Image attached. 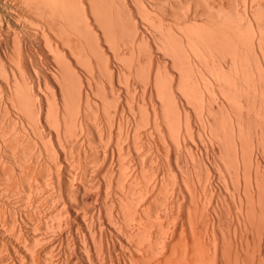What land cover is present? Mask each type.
<instances>
[{"label": "bare ground", "instance_id": "1", "mask_svg": "<svg viewBox=\"0 0 264 264\" xmlns=\"http://www.w3.org/2000/svg\"><path fill=\"white\" fill-rule=\"evenodd\" d=\"M76 1L79 2V0H72V1L71 0H0V2H1L0 3V6H1V8H0V23L3 24L2 21L4 20L6 28H10L13 30L16 28V26H14L15 28H13V26H12L13 23L11 24V22H15L17 20H22V19H24V21H25L27 15H30L31 13L36 15L35 17H37V15L39 17L41 15L44 17L48 16L49 19H51V20H49V19L47 20L46 18L41 19L44 17L40 18V20H42V21L47 20V21H45V22H47L45 24H48L49 26H48V31L46 30V32L48 33L49 29L51 28L54 31V32H52V34L53 33L56 34L55 37L59 36V39L62 38L61 41L64 42V44L62 43V45L66 44L68 46V49L70 52L69 55L71 54L70 56L72 57L71 58L70 56H68V53L67 54L65 53L66 50H68V49H66L65 52H63L64 50L62 52H60L61 50L58 51V49H60L58 46L59 42L55 41L57 38L55 39V37H52L51 35H49V33H50L49 32L48 35L51 36L53 39H55L54 41L57 44V46L55 44V47L56 48L58 47V49L56 50V48L53 47L54 43H50L47 41V40H49V37H48V35L46 36L45 32H43V31H45V29L44 30L41 29V30H43V31H41V32H43V33H41V35L42 34L45 35V36H43L44 38L43 37L42 38L45 39L46 37H48V38H46L47 40H44V42L47 41L48 43L47 44L44 43V44L47 45L48 49L50 48L48 46V44L49 45L52 44V49L53 48L55 49V52H54V50L52 52V50L50 49L49 53L51 51L50 55L53 54L52 59L55 61V62L54 61L53 62L56 63V65L59 68L56 67V65H55V67L53 66L52 68H57L56 70L60 69L59 74H56L57 73L56 71L51 70V71L55 72V74H54L55 79L53 77L52 78L54 80H56V82H58V84L60 83L59 86H61V85L63 86L64 91H65V89L67 91L69 89V91H70V89L72 88L71 90H76V93L74 92V94L75 95L77 94L76 96L80 97L82 92L79 90V88H81L79 85H81V84L83 85V83H82L83 80H87L85 82H87V86L91 85L90 90L94 89L93 88L94 85L92 86L90 81L93 78H95V82H94V80L92 82H94V84H96V76H94V74H92V73H94V72L96 73V70L97 71L99 70L97 67H100L102 65V67H100V69L101 68L103 70L106 69L107 75L105 74V72L104 73L102 72L103 71L102 69L99 70V72L100 71L101 72L100 73L97 72L96 75L99 74V77H100V74H101L103 78H104V76H107V77H105V80L107 78V82L105 80L104 81L99 80L102 78H98L102 87L98 88L100 83L97 80V84H98L97 86L98 87L95 88L96 90L94 89L95 93H94V91L92 92V90H91L90 94L92 93L93 95H96L98 93V95L104 96V95H102L104 93V90L102 89L103 92H101V88H104L106 90V87L108 86V84L110 86L113 84V81H111L112 76H113V71L111 74V71H110L111 66L109 65V62H108V60H110L109 55L106 54L107 52L104 53L106 48L104 49V51H102V49H103V47H105V45L102 44L103 47H101L100 46L101 43H99V44L95 43V40L97 39L96 35H95L94 44H93V40L90 41V38L94 39V37H93L94 34L91 35L93 32L92 29H94V28L90 22V20H92V22H93V19L92 18L89 19V18H90V16L93 15V18H95L94 21L95 22L98 21L97 25L99 24L98 26H100L102 29L101 34H104V36H105V37L104 36L102 37V35H101V39L106 38V39H104L105 41H103V43L108 42V41L110 43L111 40L108 37H109V35H111L110 37H112L113 31H114L112 27H114L116 25L115 22L116 23L118 22V24L116 25L118 27V29H116V26L114 27V29L119 30V31L122 30L120 20H122V23L126 22L123 19H125V17H130L129 16L130 12H128L130 10L127 9L128 11H126L124 9L126 4L124 6V4L121 2L122 0L121 1L117 0V2H120V4L121 3L123 4V5H121V7L123 6L124 8H120V9H121V11L124 10V11H122L124 14L121 11L120 12L117 11V10H120L119 9V3L115 2V0H114V2H112L113 0H111V1L109 0V2H108V0H102V1L100 0V1H98V3L96 0H87L88 2L85 1V3L86 4L89 3V7L84 3V0L81 1L84 4H82L81 2H79V4H78V2H76ZM124 1L125 0H123V2ZM134 1H136V0H134ZM138 1L139 0H137L136 1L137 4L136 3L135 4L137 6H138V4H140V6H138V8L136 6L135 11H137V9H138L139 11H137V12H139L140 14L139 13H137V14H139L140 17L142 18L141 15L143 12L142 11L143 6L145 5V3L149 2V1L152 2V0H147V2H144V5H143L142 0H140L139 2ZM156 1H157V3H159L161 0H156ZM250 1L253 2V0H250ZM72 2L73 3L75 2L76 5L73 4ZM111 2L113 4L114 3L115 4L113 5ZM153 3H156V2H153ZM101 4H102V6H101ZM109 4H110V7H113V8L118 6L117 7L118 9H116V11L118 13L114 12V11L112 12V9L107 7V5L109 6ZM135 4H134V6H135ZM77 5L80 8H78V7L76 8ZM83 5H86L88 8H90L88 10V8L85 6V8H87L88 12H91V13H88ZM98 9H101V11ZM105 9H107L109 11H107ZM144 9H147V8L145 7ZM98 11H100L101 14H99L100 12H98ZM102 11H104V12H102ZM105 11L107 12L106 13L107 15L104 14V16H103L102 13H105ZM125 11L128 14H126ZM146 11H144L143 17H145L144 15H145ZM256 11H258V13H259V9L255 10V13H257ZM109 13H111V14H109ZM112 13H114L116 16L118 14L116 21L114 20L116 18V16L115 15H114L115 17L113 16L114 22L110 18V16H112ZM34 15H33V18H35ZM120 15L121 16L123 15V17H121ZM125 15H128V16H125ZM239 16H240V14H239ZM54 17H56V18H54ZM240 17L238 18L239 19L238 23L241 26L242 22H240V21L242 20V17L244 18V16L241 15ZM52 18H53V20L56 19L57 22H58L59 18H60V20H61V18H63V21H61L63 23L58 22L60 24H57V22L53 21ZM121 18H123V19H121ZM131 18H129L130 21H128L127 23L131 22V20H134V22L132 21V24H128V25L130 26V25H133V23H134V26H136L137 25V24H135L136 20L131 19ZM29 19L27 18L26 23L23 21L22 22H23V24H26L28 26L27 23L29 20V27H30V22L32 19L31 18H29ZM126 19L129 20L128 18H126ZM110 20H112V21H110ZM48 21H49V23H48ZM107 21H108V23L110 21V23H112V24L109 23L110 24L109 25L107 23ZM19 22H21V21H18V23ZM22 22L19 23L20 26H21ZM33 22H36V21L33 20ZM33 22H31V25L34 24ZM38 22H36V28H37V26H39L38 28L40 29V24ZM53 22H56V23L53 24ZM192 22H194V21H192ZM248 22H250V21L249 20L247 21V24H248V27L246 26L247 32H249L250 34L252 33L253 35H251V36L249 35L250 36L249 37V36H247V33H246V36H244L246 39H243V43H245L246 46L244 45L243 47H245L244 49L246 52L243 50V53H242L238 49H237V51L234 50V52H232L233 50L231 51V49H230V52H232V53L229 52L230 55L232 54V57L234 56L235 51L237 52V53H235V56H234L235 61L233 64H235V66L232 64V67L233 68L236 67V68H234L235 70H233L232 67L230 68L231 71L233 70L232 73L235 76H231L233 78L229 77L230 80L228 78H226V79H228L226 81H231V80L233 81L234 77H236V78L234 79L233 83L228 82L229 88L226 87L227 88L226 89L224 87V88H221L222 90H220L223 94H226L225 97H227V98H225V97H223V98L227 99V101L232 102L231 103L232 105L230 104V102H228L229 105H228V103H225L226 105H228V107L232 111V113L228 114V116L230 115L229 120H228L229 124H227L226 118L222 119V117L225 115V114L222 115V113L228 112L225 109L226 108L225 105L221 104V106H219L221 108L224 107V109L219 108V111H211L212 105L211 106L208 105V104H212V102H210L211 96H208L209 102L207 101V103L199 102V100L196 101L197 98L198 99L201 98L200 101L201 100L204 101L206 98H204L203 96H201V97L195 96L196 98L194 96H190V97H193V98H190L192 101L195 98L194 101L196 102V104H198V103H201V104L203 103L202 105L207 104L208 106H206V108L210 107L209 109H207V111L210 110L211 112L219 113L220 109H221V111L225 110L223 112H220L222 115L221 118L219 117V116H221V115H219L220 113L217 115V117L220 118V121L221 120L224 121V123H222L223 122L222 121L220 124H222L223 126L225 124L228 125L229 129L228 128L224 129L221 125L220 127L223 128V131H224L223 133H222V131H218L219 129H217V128H215L217 131L214 128H213L214 130L213 129L211 130V128H210V129H208V131L209 132L212 131L210 134L212 135L213 140L215 137V139H217V141L220 142V143L218 142L219 143V145H218L219 152L216 155L217 156L216 158L219 157L218 161L220 160L219 161L220 164L218 162L216 163L217 159L215 158L216 164L215 163L214 164L216 166V169L214 167L213 168L215 169V173H216V171L218 169L217 166L220 165L219 166V168H220L222 165L221 169L223 168V173L220 170V172L217 171L218 172L217 174L221 173V175L223 176L222 179L224 182L222 180H220L221 178L219 179L220 174H219V176H216V177H218V179L220 181H222V184L224 183V185H222L224 188L226 187L227 189H230V188L232 189V190L230 189L231 193L233 194L232 198H235V201L233 199V201L235 203V213H234L235 214V216H234L235 217V225H234V227L236 228V229L234 228L235 229L234 231L238 232V240H237V242H235V244H232L231 241L227 242L228 241L227 238H229V236H228L229 234H227L228 232H226V233H224V231L221 232L223 234V236H222L223 238H218V237L214 236L211 231H210V233H212V234H209V231H208V232H206L207 234L204 233L203 236L200 233L201 230H200V227L197 226V221H196L197 216H195L196 207L194 204L192 205L189 203L190 205H192V207L189 204H187L189 202V201L187 202V200H188L187 195H189L188 191L191 194V197H194V194H192L190 191L191 185H189V184H191L189 181L192 180L191 176L193 174H191V170H189L190 167L188 168L187 165H185L187 163H185V164L181 163L180 164L179 162H177V163H175V165H171V163H169V161H164V159L167 156V154L165 152L166 156H164L165 158L163 159V161L165 163L166 162H168V163H167V165L163 164V167L165 166V168H167V167L168 168L167 169L162 168L163 170L162 169L160 170V168L158 167V170H157V167H156V168H154V170H157L159 172H157V171L154 172L152 170L153 173L151 172L150 176L147 177L148 174H147L146 170H144L145 168L142 167L143 166V160H145L144 157H148V155H150V153H151L152 157L155 156V153H156V155L158 154L155 151V147L153 146L154 143H153V141H151L152 139L150 140V138H153V137H151L153 135V133H149V131H151L152 128L147 129L148 132H146V133H149V136L151 134L150 138H148V139L150 142H152L149 145L147 144L148 146L146 148H148V149H146V152L149 153L147 156L142 157L141 154L143 152H145V150L142 148L143 152L142 153H140L141 151L139 152L141 144H138V142L136 141L137 139H135V138L138 137V134H137L138 129L137 128H140V127H137L136 125H138L139 123L141 124L143 121L147 122L148 120L141 119V122H139V119L138 120L136 119L134 129H132L133 132L131 130H129L132 132V135L130 134L131 137H133L135 135L134 139H132V141L134 140L133 141L134 147H133V145L132 146L130 145L131 142L129 143V146L131 147V149L134 148L135 154L132 153L133 155L132 154L130 155L131 150L129 151L130 147L128 145L126 147L125 146H123V147L126 149H128V147H129L128 157L130 156L131 159H129V160L127 159V160L131 164L127 160L126 161L128 163H121L125 159L124 156H127L126 155L127 150L124 151V149H122L123 148L121 146L122 141L120 142V144L117 141L113 145L115 146V148H117L116 151L117 150L119 152L124 151V153L120 152L124 158L123 161L121 159L122 156L120 155L119 152L113 151V153H115V152L117 154L119 153L118 155L120 157L117 154H115V156H117L118 158L121 159V160L118 159V163L120 162L121 165L120 164L118 165V163L116 161H113L114 156L112 153V148L105 147V144H103L104 148H103V145L101 146V148H103V150H104V152H103L104 155L102 154L104 157L102 156L101 159H103V160H99V162L104 161V164H100L99 162H98L99 164L96 163L98 161V160L96 161V159H95V158H97V155H94L95 156V158H94L95 163L93 162L94 159L91 161L92 158L90 159V161L93 162L94 164H96L95 165L96 167H97V164L100 165L101 167L97 168L99 170H97V171L92 170L91 172H90V169H93L94 165H93V163L91 164V162L89 161V158L87 156H85V157L88 159V162H85L87 160H86V158H83V160H85L83 163H86V164L88 163L87 164L88 169L85 168L83 170L82 168L84 166H82V165H80V167L77 166V165H79L77 163L81 162V161H79L80 158L77 157V159H79V160H77L76 158L74 159L71 156H70L71 158L68 157L70 154L68 155L67 153L66 154L62 153L63 156H61V157H66L65 163H63L64 161L61 162L60 158L58 157L59 155L57 152L58 151L57 148L55 147L53 149L54 146L52 147V145H51V148H49L50 146L48 147V145H49L48 143H47L48 145L46 144V146H45V143L42 144V145H44V149L46 150L47 158L49 159L48 160L49 162L46 163V164H48L47 166H49V167H47V166L45 167L46 164L43 165V162L45 163V161H46L45 157H44V155L46 156V154L43 151L41 152V150H42L41 146L42 145H40V148H38L39 147L38 146L37 147L38 149H37L36 145L24 144L25 147H27V146L29 147L30 150H28V151H26L28 148L26 149L23 144H22V146H20L21 144L17 145V143H15V145H16L15 146L14 144H12V135H11L12 131L10 133L9 132L10 130L5 129V128L9 129V127H5V125H2V127L4 126L5 128H4V130H0V264H264V249H263V246H264L263 245V238H264V206H263L264 203L263 202H264V200H262V199H264L263 198L264 197L263 196V194H264V173H263L264 171H263V169L264 168L263 169L261 168V166L263 167L264 165L262 164V162L260 163V161L262 159L261 157L264 155V142H263L264 141V129L253 127V122H254V124L257 123L256 124L257 126H260L264 123L263 122L264 118L261 117V115H263V117H264V43H263L264 39L261 38V37H264V36H262V35H264V27L257 24V25H254V27L252 26V28H251L250 23H248ZM37 24H39V25H37ZM45 24H43L42 26L44 27ZM50 24H53V25H50ZM186 24L188 26L184 24L185 25V27H184V25H183V27L186 31L185 34L183 33V37H184L185 42L183 44L184 46L181 47V48H183V50L182 49H180V50H182V52L184 51V53L186 54V55H184V58L189 59V61H191V62H186L188 60H184V58H182V54H184V53H181V51L178 52L179 48H180V46L178 44L177 47L175 46V51H177L176 49L178 48V51H177L178 55L176 57L182 58V59L181 58L178 59L179 62H181V64H182V62L191 64L193 59H194V61H196V59H197L198 62L200 61L201 58L205 59L203 57L204 49L207 47L206 49L209 48V51L213 52L214 46L217 47L220 44V43L218 44V41L216 43V41H215L216 37L215 36H214L215 39L213 38V35H215V32L217 31V29H214V31H213L214 33L211 34L212 32L210 29L213 28V25L208 27L209 24L208 25L206 24V26H204V23L202 25V24H200L199 21L196 22L195 24H192V23H189V24L186 23ZM190 24H191V26H190ZM199 24L202 27L200 26V28H199V26H197ZM5 25L3 24L2 26H5ZM124 25L126 27L127 24H124ZM110 26H111V29H110ZM122 26H123V24H122ZM186 26H187V28H186ZM255 26L257 27V30H258L257 32L260 34V38H261V39H259V38L257 39V42H256L257 50L254 46L255 44L253 46L250 45V44H253V42H254L253 41L254 38H252V36L254 37L255 35H257V32L255 30ZM125 27H123V29L126 30L125 36H126V38L127 37L129 38V39H126L128 41V49L130 50L131 46H133V47L135 46L136 47L134 49L135 54H134V50L131 51L133 49V47H131L130 51L128 50L129 54H131V55L127 54V55H125V57L123 56L124 58H121L120 56H118V54L115 51H114L115 52L114 54H116V56L119 57V59L120 58H121V60L124 59V62L126 64L127 68H128V66L132 65V63L134 62L133 60L136 58L135 60H137V62L135 61L133 66H130L128 68L129 71H127L128 69L126 68V71H127V73L130 71L132 72V73L130 72L131 73L130 75H132L131 77H133V75H134V77H135V75L138 76V79L141 82H139L138 79H135V78H133V79H135V81L131 82L129 80V76H130L129 73L125 74L126 75L125 76L124 73L126 71H125V69L123 70V68L120 69L122 72L125 71L123 74H122V72L121 73L116 72V73L123 75V77L125 76L124 78L120 76V79L121 78H122V80L124 79L123 81L126 82V80L127 81L129 80L128 83L127 82L125 83L126 85L133 84L131 86V88L136 86L135 88H132L135 92L137 90L136 88L140 87V86H137L136 84L142 83L143 85L142 84H140V85L143 86L144 88L142 87L141 90L143 93H145L143 91V89L145 90V87H146L145 83H147V80L148 79L150 80V78L148 76L149 75L152 76V73L150 74L151 69H153V71H151V72H154L153 75L155 74V76H156L155 70H157L156 69L157 67L155 66V68H154L153 67L154 65L152 66V64H151L152 68L149 67L150 66L149 61L153 62L150 60L151 57H149L150 56L149 54L152 55V52H151L152 50L151 51L149 50L150 52L148 51L149 52L148 58H145L147 55L144 56L145 61H143L142 55L140 56L139 54L142 52H143V54L144 53L147 54V51H144V49H146V45H144V44H146L145 37L138 39L139 36L138 37L136 36L137 39L134 41V39H135L134 34L141 35V33L137 34V32H135V31H137V29H136L137 26L135 28L133 26H130V27L127 26L126 28ZM189 27H190V29H189ZM1 28H0V31H1ZM132 28L136 29V30H133ZM202 28H203V30L205 28V30H207V32H205V30L203 31ZM239 28L240 29H237V31L239 30L238 32H241L242 28L241 27H239ZM17 29H19L18 26H17ZM51 29H50V31H52ZM22 30H23V26H22ZM33 30H37V29H33ZM125 30H123V31H125ZM252 30H255V31H253L255 33H253ZM13 31H15V32L12 34L10 33V34L12 35V37L14 36V41H13V38L11 36L8 37L9 40L12 38L11 40L13 41V43L12 42L9 43L10 45L8 47H10V50L4 49L5 54L3 55L2 54L3 49H2V52L0 53V73H1V77L2 76L5 77V78L3 77L5 80L7 79L6 78V77H8L7 73L9 72L8 71L9 69L7 70V68H6L7 66L4 67V64H6L5 62H7V61L10 63L13 62V64L16 65V68L18 66L19 67L21 66L20 68L22 70L18 67V69L20 70L21 73L25 71V70H23L22 67L26 64L25 63L23 65V62L25 61L24 59H26V57H27L25 54V51H27V50H24L23 46H21V44L23 42L25 43V41H23L24 38H22V37H27V36L22 35V32H21V34H19L20 35L19 36L16 33L17 32L16 30H13ZM29 31L27 33H29ZM38 31H36V32H38ZM111 31H112V34H110ZM208 31H209V33H208ZM7 32H9V31H7ZM32 32L30 34H33ZM72 32H75L78 34V36L77 35L76 36L79 39L81 38V41L78 38L77 39L80 41V43L82 45L77 40L76 41L72 40V38L76 39V37H74L75 33L73 34L74 35L73 37H70V36H72V34H71ZM138 32H140V31H138ZM1 33H3V36H4L5 32L2 31ZM6 34H8V33H6ZM35 34H33V35H35ZM65 34H67L66 35L67 37H64ZM16 35H18V37H21V35H22V37H21L22 39L19 38V39H21V40H19L18 37H16ZM107 35H108V37H107ZM143 35L144 34H142L141 37ZM0 36H2V35H0ZM35 36H37V34ZM89 36H90V38H89ZM223 36L225 37V38L223 37L224 38L223 43H225L227 45L226 46V48H227L228 47V40H226V39L228 36L225 34H223ZM2 37H1V39H2ZM31 37H34V36H31ZM51 37H50V39H51ZM247 38L248 39L251 38L248 40V42H250V40H251L250 43L247 42ZM1 39H0V41H1ZM3 39H5V38H3ZM3 39H2V42L6 43L3 41ZM25 39L27 40V38H25ZM35 39H33V40H35ZM141 39L142 40L144 39V40L142 41ZM244 40H246V41H244ZM49 41H53V40L51 39ZM84 41L87 42L86 45L87 44L93 45V46L92 45L90 46V49L92 47L96 48V51H94L95 49L94 50L92 49L94 54H93V52H91V50L89 48L85 49ZM96 42H98V41L96 40ZM214 42L217 45H214L215 44ZM7 43H8V41H7ZM7 43L4 45H7ZM83 43H84V45H83ZM247 43L249 45H247ZM32 44H35V43L32 41ZM89 45H87V47ZM96 45L97 46L99 45L98 51H97ZM141 45L142 46L144 45V46L142 47ZM3 46H1V48ZM26 46H27V44H26ZM29 46L30 45H28V47ZM204 46H206V47L204 48ZM249 46L252 47V48H250V51H249V49L248 50L246 49V48H249ZM185 47L187 49L186 51L184 50ZM5 48H7V47H5ZM27 48L25 47V49H27ZM33 48H34V46H33ZM140 48H143V49H140ZM226 48H225L224 52L229 50L228 48L227 49ZM61 49H63V48H61ZM216 49L214 51L217 52V54H218V51H216ZM22 50H24V53H22ZM84 50H86V51L88 50L87 53L88 52H91V53L87 54L86 51H84ZM140 50L141 51L143 50V51L140 52ZM30 51H32V53H33L34 50H30ZM175 51H173V52L176 53ZM96 52L98 54H96ZM100 52H101V54H103V53L104 54L99 55ZM130 52H132L134 54V56L136 55L134 59H133L134 56ZM219 52H222V50H220ZM247 52H248V54L244 55ZM28 53H27V55H28L29 59H31V56H30L31 52L29 54ZM60 53L64 54L65 57L68 56L72 60H69L68 57L67 58L64 57L65 58L64 59L63 56L62 57L60 56V55H62ZM24 54L26 57H23ZM33 54L36 55V53H33ZM37 54H38V52H37ZM55 54L56 55L59 54V55L56 56ZM90 54H91V56H89ZM95 54L97 57L96 59L97 60L100 59L98 61V62H100V65H99V63L98 64L95 63V61L97 62V60L95 59ZM217 54H216V56H217ZM237 54H240V55L236 56ZM40 55L41 54L39 53L38 57ZM36 56H32L34 58L35 62H36V58H37ZM59 56H60V59L58 61L57 58H59ZM92 56H93V59H95V61L93 60V62H91V61L90 62L93 65H94V63L96 64V67L94 65L95 68H92L93 65H91L89 62V59H91ZM101 56H103V57H101ZM129 56H132V57H129ZM54 57H56L55 58L56 60L54 59ZM238 57H242V61L243 60L244 61L243 62L240 61L241 58H238ZM40 58H41V56L39 57V59ZM87 58H89L88 61H87ZM101 58H102V60H101ZM130 58H132L133 60L132 59L130 60ZM252 58H253V60H252ZM146 59H147V61H146ZM237 59H239L238 60L239 62H236ZM27 60L28 59H26V61ZM31 60H33V59H31ZM31 60H29V61H31ZM182 60H184V61H182ZM39 61L41 63L42 60L40 59ZM72 61L75 64L74 63L72 64ZM103 61L106 63L104 64ZM129 61H132V62H129ZM142 61H143V63L144 62L145 63L148 62V63L142 64L141 63ZM197 61L195 63L196 65L199 64ZM201 61L203 62L204 60L201 59ZM33 62H30V63H31V66L33 67V70H34V69H37L35 67L37 65H35L36 64L35 62H34V65H32ZM76 63L80 64L82 69H83V67L87 68V70H85L86 68H84L86 75L88 73L87 71L90 72V73H88L89 75L86 76L87 78L84 76L85 79H82V82L80 81L81 79L79 78V76L81 74L80 71L81 72H84V71H82V69L81 70L79 69L80 70L79 71L78 70L79 65L76 66ZM185 63H184V65H182V69H184L183 67H186V66L191 67V65L194 64V63H192L191 65H187ZM236 63H237V65H236ZM239 63H241V64H239ZM88 64H90V65H88ZM147 64H149V65L147 66ZM6 65H9V67L11 68V71L13 69L12 73H14L15 66H14V68H12L11 67L12 64L10 65L7 63ZM43 65H44V63H43ZM52 65H53V63H52ZM82 65H83V67H82ZM135 65L137 66V69H138V70L135 69L137 72L140 71V73H141L142 70H145L147 73L142 71V76H143L142 77L141 75H139L140 74L139 72H138L139 73L138 74L133 69ZM143 65H144V67H143ZM145 65L147 66V68ZM196 65L192 66L193 70H196L198 68V67H196V69H194L195 68L194 66H196ZM25 66H29V65H25ZM31 66H30V69H31ZM39 66H41V65H39ZM136 66H135V68H136ZM131 67L133 70H130ZM139 67H140V70H139ZM141 67L146 68L147 70L143 69V68L141 69ZM179 67H181V66H179ZM190 67L187 68L188 70L184 69V70H186V73H187V71L190 72L189 71V69L191 70ZM4 68H6V69H4ZM91 68L93 71L96 68L97 69L94 72H92V71H90ZM116 68L119 70L118 66H116ZM116 68H114V69H116ZM6 70L8 72H5ZM33 70H31V71H33ZM111 70H113V69H111ZM148 70H150V71H148ZM179 70H181V69L179 68ZM197 70H199V68ZM36 71L37 70H34L35 76L40 77V75H37V73L39 74L40 72H36ZM78 71L80 74L78 73ZM134 71L137 74L136 73L134 74ZM196 71H194L192 73L194 74ZM20 72H18V74ZM26 72H27V70L24 73H26ZM148 72H149V75H148ZM166 72H168V70ZM180 72L181 73L183 72L182 74L185 77H187L188 74L191 75V72L188 74H185L184 71H180ZM21 73L19 76L22 79H23V77L25 79L28 78L27 73H26L27 75H25V74L22 75L23 73L22 74ZM199 73H200V71H198V74ZM2 74H4V75H2ZM15 74H17V71H16V73H14V75ZM31 74H32V72H31ZM40 74L42 75V73H40ZM50 74H52V73H50ZM109 74L112 75V76H110L111 79L109 78ZM145 74H147L148 76L147 75L145 76ZM10 75H12V74H10ZM14 75L11 78L9 76L8 79L10 78L12 80V78H14L16 76V75L15 76ZM82 75L83 74H81V76ZM127 75H129V76L127 77ZM183 75H182V77H183ZM190 75H188V77ZM17 76H16V82H18V83H16L14 81L16 86L17 85L21 86L22 85L21 83H23V84L26 83V82H23L24 79L20 83L19 82L20 80L18 81V78H20V77H17ZM46 76H42V77L44 78ZM155 76H153V78H151V79L155 80V78H154ZM66 77L67 78L69 77L70 80L76 84V87H75V85H73V87H72L71 84H73V83L70 80H68L69 78L66 79ZM126 77H127V79H125ZM37 78L38 77H36V79ZM47 78H49V77H47ZM77 78H79L78 79L79 81L77 80ZM118 78L119 77H117L116 81L119 80ZM141 78L144 82L142 80H140ZM223 78H225V77H223ZM61 79H62V81H61ZM161 79L160 78H159V80L156 79L157 81L156 80L155 81L150 80V82H153V84L154 83H155V85L157 84L156 90H158L159 88H162V87H159L162 85L158 86V83ZM166 79L167 78H165V81H166ZM196 79H198V78H196ZM58 80H60V82ZM67 80L70 83L69 85L67 84L68 83ZM108 80H109V83H108ZM122 80H120L121 84L124 83V82H122ZM7 81H5V82L8 86V89L10 90L11 88L9 87V85L11 83H8ZM75 81L78 82V84ZM161 81H164V80L162 79ZM190 81H191V78H190ZM195 81H197V80H194L193 82H195ZM2 82H4V81H2ZM65 82H67V83H65ZM85 82H84V84H85ZM150 82L148 81V84L151 85ZM166 82H168V81H166ZM105 83L107 84V86L103 87V84H104V86L106 85ZM160 83H163V82H160ZM164 83H163V86L165 87ZM195 83L197 84V82H195ZM195 83H191L192 86ZM198 83H199V81H198ZM200 83H201V81H200ZM6 84H4V85L6 86ZM65 84H67V85H65ZM186 84L191 86L190 83H186ZM166 85H168V83H166ZM25 86L26 85H24V91L22 90L23 89L22 86L20 88H18L19 86L16 87V88L20 89V91L19 90L16 91L17 97L13 93L15 91L12 92L14 94L13 96L15 97V99L12 97V94H11L12 89L10 91L11 95H9V96L7 95V96L1 97L2 95L0 94L1 95L0 96V113L3 115L5 114V117L8 118V120H7L8 125L6 123L2 122V120H4L5 118H1V117H0V119H2V120L0 121V124H6L7 126H11V124H12V121H11L12 120V117H11L12 114L11 113L12 112L10 110H11L12 106H17V105L22 106L21 101H23V103L25 105V106L23 105L22 107L20 106L22 108L21 110H23V107H25V109H28L29 111L26 110L28 112L27 114L29 115V113H31L30 114V115H32L31 117H34V115L36 114V111H35L36 107H34L35 105L33 104L34 101L36 100L34 98L35 94H32V93L30 94V95H33V97H32L33 100H31L29 102L28 100H29L30 96L28 97V94L30 92L27 94V96L24 93H27V90H29L30 88L27 86L25 87ZM64 86H65V88H64ZM67 86H70V88ZM151 86H150V88H151ZM111 87L108 86L107 88H111ZM152 87H154L153 90H155V86H152ZM25 88H29V89H25ZM60 88H62V87H60ZM76 88H78V90H79L78 93L81 92L80 95H78ZM128 88H129V86H128ZM165 88L166 89H164V90H166V93H168V90H167L168 87H165ZM14 89L15 88H13V90ZM63 89H61V90H63ZM97 89H98V92H97ZM126 89H127V86H126ZM182 89L183 88L180 89L181 92H182ZM205 89L207 91V89H208L207 86L205 87ZM99 90H100V92H99ZM129 90L127 91L128 96L133 91V90L132 91L130 90L131 91L130 92ZM138 90L141 91L140 89H138ZM164 90L160 89L158 91H160L159 93H161ZM186 90L187 89L185 88V91ZM0 91H2V89H0ZM69 91L63 92V93L64 94L68 93V95L70 96ZM139 91L137 94L139 95V93H141L140 95L143 96L144 94H142V92H139ZM2 92L1 93L3 95L6 94L4 92V90ZM22 92H24V93L22 94ZM151 92H152V90L150 89V94H151ZM153 92H155V91H153ZM157 92H155V93H157ZM51 93H52V91H51ZM134 93L132 92L131 93L132 95L131 94L130 95L134 96L133 95ZM185 93L189 94L188 90ZM229 93H230V96H227V94L229 95ZM243 93L245 95H243ZM86 94L87 95L85 96V98L90 96V94H88V93H86ZM19 95H21L19 97V99L22 98L21 101L18 99L19 101L14 102V101H16V99L18 98ZM65 95L67 96V94H65ZM162 95H160V94L157 95L158 98L161 97L160 98L161 99L160 101H162L161 102V110H162V108H164V107H162V103H163V106H167V105H165L166 104L165 98L166 99L168 98V96L164 97L165 95H168V94H165L163 92ZM184 95H186V94H184ZM76 98L77 97H75V99ZM186 98L188 99V101H190L189 95H188V97L186 96ZM12 99L14 100L13 102L16 103L17 105L13 104V102L11 101ZM9 100H10V103H8ZM49 100H51L50 103H52V101L54 99L53 100L49 99ZM32 101H33V103H32ZM54 101H53V104H54ZM76 101L79 102V99L77 98ZM86 101H89V98H86ZM30 103L35 108V109L32 108L34 110V112L31 109L32 105ZM87 103H89V102H86V104ZM151 103H153V101ZM8 104H10L11 108L9 107ZM53 104H51V105L53 106V109H54L56 106H54ZM153 104L151 106H152V110L154 111L155 108H153V107H156V105L154 104L155 106H153ZM167 104H168V102H167ZM55 105H56V103H55ZM200 105H197L196 109ZM50 107H47V109H50ZM202 107L203 106H201L199 110L197 109V111H201ZM15 108H17V107H15ZM47 109H46V113L48 111ZM164 109L162 110V114L165 112L166 114L164 113L163 116H164V118L165 117L168 118L167 109L166 108H164ZM53 111H56V108ZM53 111H48L47 114L45 113L47 115V116L46 115L45 116L48 120V123H50V125L52 122H54L53 123L54 125L59 123V122H55V121H57V119H56L55 115L53 116V114H55V112H53ZM210 111H208V112H210ZM49 112L51 113V115ZM33 113H35V114H33ZM156 113H157V110H155V114ZM214 113H211L212 117L214 116L213 115ZM185 114H187V113H185ZM48 115H50L49 118L50 117L52 118V121H50V122H49V120L51 118L49 119ZM153 115H152V117H154V118L157 117L156 116L157 114L155 116H153ZM0 116H2V115H0ZM228 116L226 115V117H228ZM259 116L261 118H258ZM53 118H54V120H53ZM167 118H165L164 121H167V123H168ZM186 118H188V117H186ZM34 119L35 118H33V120ZM156 119L157 118H155L154 121L152 119L153 123L155 124V125H153V124L152 125L154 126L153 129H156V131H158L157 127H155V126H157ZM187 120L189 121V119H187ZM187 120H186V122H188ZM10 121H11V124L9 123ZM136 121H138L139 123ZM145 122H143V123L145 124ZM53 124L51 126H53L54 128L56 127L55 128V130H56L57 126L59 127V125L54 126ZM79 124L81 125L82 123H79ZM185 124L186 123L184 121V125ZM189 124H190V122L188 123V125L186 124L189 127L185 126V130H178L180 128L177 127L178 129L176 128L177 130H175V132L171 133V134H173V135H171V139L173 136V139H174L173 141L175 143L174 146L176 145L175 146L176 148H178V147L180 148L181 146H183V147L186 146L187 145L186 144L187 143L186 138L191 139V137H192V139H193V135H191L192 129L191 130L189 129L190 128ZM68 125H69V122H68ZM226 125H225V127H227ZM246 125H250V128L249 129H248V127L246 128ZM11 128H12V126H11ZM135 128L137 130L134 132ZM153 129L151 132H154ZM171 129H173V128H171ZM174 129H173V131H174ZM82 130H83V128H82ZM57 131L59 133L60 129ZM208 131H207V133H209ZM219 132H221V133H219ZM127 133H128V131H127ZM133 133H135V134H133ZM215 133H216V135H215ZM60 134L61 133H59V135H58L59 137L57 136V134H55V135L57 138L61 137V139H63L62 137L64 135L62 134L63 136H61ZM23 137L26 138L27 136H23ZM40 137L45 142L46 137H44L45 139L42 136H40ZM210 137L211 136H209L208 138H210ZM13 138L16 140L17 137L13 136ZM106 138H108V137H106ZM64 139H65V137H64ZM210 139H212V138H210ZM17 140H18V138H17ZM87 140H89V139H87ZM135 141L137 144L135 143ZM59 142H60V140H59ZM88 142H89V145L88 144H86V145L91 147L93 144L92 141L89 140ZM90 142L92 144H90ZM117 144H118V146H117ZM12 145H14L15 147L18 146V148H21V149L24 147L25 149L23 148L22 150L20 149V151H19L17 148V150H18L17 155H19V156H17L15 153L16 148L13 147V149H12ZM30 145H32L31 148H30ZM58 145H59V147H61L60 150L62 152H65V150H67V148L65 149V147H66L65 144H63V143L61 144V142H60V144H58ZM106 145H108V143H106ZM114 146H112V147L114 148ZM67 147H68V145H67ZM84 147L86 148V146H83V150L85 149ZM156 147H157V145H156ZM32 148H34V149L36 148V150H34V149L32 150ZM87 148L84 150L85 152L83 151L84 154L87 153V151H86ZM69 149H70V146H69ZM95 149L97 150V148H95ZM218 149H217V151H218ZM92 150H88V151H92ZM166 151H167V149H166ZM12 152L15 155L12 154ZM18 152H19V154H18ZM40 152L44 153V154H41ZM68 153H70V150L68 151ZM145 154L146 153H144L143 155H145ZM134 155L136 156V158ZM163 155H164V153H163ZM131 156L132 157L134 156V158H132ZM152 157H150V158L148 157L147 159L152 160L151 159ZM42 158H44L43 159L44 161L42 160ZM156 158H158V157H156ZM61 159L63 160V158H61ZM73 159L77 160V161H75V163L77 162L76 163L77 165L73 163L74 162ZM132 159L133 160L136 159V163L134 161L132 163ZM69 160L72 162H70ZM165 160H167V159H165ZM153 161H154V163H156L155 162L156 160L153 159L151 161L152 164H153ZM144 162H147V161H144ZM148 162H150V161H148ZM72 164L79 169L81 168V166H82V168L80 169V171L78 169V172H77L76 171L77 169L74 168V166H71ZM86 164H84V165H86ZM89 164L93 165V166H90L91 167L90 168ZM116 164H117V166H116ZM124 164L125 165L128 164L127 165L128 168L130 165V168H129L130 170L128 168H126L127 166H125ZM201 164L202 163H200L198 166H200ZM260 164H262V165L260 166ZM42 166H43L42 169H45V168L48 169L49 168L46 171L47 172L46 174L43 173L44 171L42 169H40L42 172L41 173L39 172L40 171L39 168H41ZM153 166L155 167V165H153ZM141 167H142L143 172L139 169ZM202 168H204L203 165H202ZM127 169H128V171H127ZM261 169L263 172H261ZM209 170L210 169H207L206 171H205V169L203 170L205 172L204 176H203L204 177V183L205 182L207 183L206 180H208V184L209 183L212 184V182L211 181L209 182V180L213 175L215 176V174L211 175ZM145 172H146L147 176L145 175ZM39 173L42 176H40ZM126 173H128L129 176ZM144 175H145L147 180L149 179L150 183H148V181H146V179L143 181ZM151 175H153V177H151ZM78 176L80 179L79 180L80 183H79V181L77 182V180L75 181V179H77ZM87 176H89V177H87ZM141 176H143L142 179H140ZM125 177H129V178H125ZM86 180L88 182H85ZM151 180H152V182H151ZM74 181L77 182L78 184H74L75 183ZM139 181L143 182V183L145 182L146 184L144 183L143 184L144 186L142 187V185H141L142 183H140ZM138 182L140 183L139 187H138V185H139ZM191 182L193 184V180ZM211 184H209L208 186H210ZM135 185L137 186L138 189L135 188L136 187ZM207 185H206L207 190L209 188V193H212L213 195L217 191L220 192V190L223 188V187L219 186V185H221V182H220V184H217L219 186L218 190H215L216 188L215 189L212 188V186H215V185H211V187H208ZM187 186H189L190 188H188ZM163 187H164V189H163ZM166 187L168 190L166 189ZM220 187H221V189H220ZM160 189H162L163 191L162 190L161 191L164 192L163 194L161 193V196H163V198L166 196V194L169 197L168 198L166 196L167 198H164L166 200L168 199V202L166 200L163 201L164 199H162V197L160 195H159L160 197L157 195L161 192V191H159ZM185 189L187 190V194H185V196H184V193H185L184 190ZM210 189L212 191L215 190L216 192L214 191V193H213V192H211ZM227 189H225V191ZM193 191L194 190L192 189V192ZM157 192H159V193H157ZM219 192H218V194H219L218 198L220 199L221 195L223 194V191L221 190L222 194H220L221 192L220 193ZM218 194H216V195H218ZM157 196L159 198H161V200L159 199V201H161V203L162 202L168 203V204L163 203L164 205L160 203L162 205V207L164 208L163 212H161L162 208L160 209V205L158 208L159 202L157 203L156 201H154L155 200L154 198H156V200L158 199ZM185 197L187 199L186 201H184ZM222 197H223V195H222ZM216 200H217V202L219 201L217 198H216ZM221 202L222 201L220 200V203ZM260 202H262L263 204ZM153 204H157V207H156V205L154 206ZM214 204L215 205H212L214 207V209L213 208H211V209H213V212L216 213V210L218 208L220 209L219 206H221L222 203L220 205L217 203H214ZM193 206H194L195 210H194ZM208 208H210V206ZM203 210H204V206H203ZM45 212L49 213L51 215V217L49 216V214H48V216L45 215V214H47ZM159 212H161V214ZM43 214L46 216V217L44 216L46 218V219L44 218L45 219L44 221L42 220V216H41ZM206 214H208V211L206 212ZM208 216H209V214H208ZM47 217H50V219ZM208 218L212 220V217L210 218V216H209ZM47 219H49V220H47ZM42 221L44 222L43 223L44 225L41 224ZM41 225H43V226H41ZM41 227H43V228H41ZM206 230H207V228H206ZM237 232H234V233H237ZM250 232L252 233L253 236H256L255 234H257V237H253L254 241H255V238H257L256 243L258 244L257 247L255 246V250L251 251L253 254H251V252H249L250 251L249 248H251V246L248 245V243H250V241H248V239L250 238L249 237ZM224 234H227L228 237ZM201 240H202V242H201ZM225 240H227V241H225ZM247 251H248V253H247Z\"/></svg>", "mask_w": 264, "mask_h": 264}, {"label": "rangeland", "instance_id": "2", "mask_svg": "<svg viewBox=\"0 0 264 264\" xmlns=\"http://www.w3.org/2000/svg\"><path fill=\"white\" fill-rule=\"evenodd\" d=\"M72 1V0H71ZM82 0H79V2H81ZM85 1H87V0H84V3H85ZM97 1V3H98V1H100V0H96ZM102 1V0H101ZM111 1V0H110ZM121 1V0H120ZM137 1V0H136ZM136 1H134V0H125L124 2H123V0L121 1L123 4H124V6H125V4H126V6H125V10L126 11H128L127 9H129L130 11H128V12H130L129 13V16L130 17H125V20L128 22V21H130V19L129 18H131V19H135L136 20V23L135 24H137L136 26H134V23H133V25H130V26H133L134 28L136 27V29H137V31H135V32H137V34L138 33H141V35L142 34H144L142 37H141V35H136V34H134V36H135V39H134V41L137 39V37L136 36H139L138 37V39L139 38H143V37H145V39H146V44H144V45H146V49H144V51H147V54H143V50L141 51L140 50V52H142V53H140L139 55L141 56L142 55V57H143V61H145L144 59L145 58H148V53L151 51L152 52V55L151 54H149L150 56L149 57H151L150 58V60L151 61H153V62H150L149 61V63H150V68H152V66L155 68V66L157 67L156 69L158 70H155L156 71V76H155V74L153 75V73L154 72H151V71H153V69H151V71L150 70H148V71H150V74L152 73V76L151 75H149V72H148V75L147 74H145V76L147 75L149 78H150V80H153V81H155L156 79L157 80H159V78L161 79H163L164 81H159V83L160 82H165L164 83V85H165V87H168V93H166V90H164V89H166L164 86H163V83H158V86L159 85H162V86H159V87H162V88H159L158 90H160V89H162V90H164L163 92L165 93V94H168V95H165L164 97H166V96H168V100L165 98V105H167V106H163V103H162V107H164V108H166L167 109V114H168V118L167 117H165V118H167L168 119V123H167V121H164V116H163V114L165 113L164 111V113L162 114V110L164 109V108H162V110H161V102L162 101H160L161 99V97L160 98H158V96L157 95H162L163 94V92H161V93H159L160 91H158V90H156V86H157V84L155 85V83L153 84V82H150V80L148 79L147 80V83H145L146 84V87H145V90L143 89V91L145 92V93H143L142 92V87L143 86H141L140 84H142V83H140V84H136L137 86H140L139 88H136L137 90L138 89H140L141 91H139V92H142V94H144L143 96H141L140 94L141 93H139V95L137 94L138 93V91L136 90V92L132 89V88H135L136 86H134V87H132L131 88V86L133 85V84H129V85H126L125 83L127 82H129V80L131 81V82H134L135 81V79H138V76H136L135 75V77H134V75H133V77H131L132 75H130L131 73L130 72H128L129 73V75H127V77L129 76V80L127 81L126 80V82L125 81H123L122 80V78L120 79V76L121 77H123V75H120V74H118V73H116V72H119V73H121L122 71L120 70V69H122L123 68V70L125 69V71H126V68H127V66H126V64H125V62H124V60H121L120 62L119 61H117V60H115L114 62H115V64H117V65H115V67L113 66L114 65V62L112 61V60H108V62H109V65L111 66L110 68L111 69H113V70H111L110 69V71H111V74H112V71H113V76L111 75V74H109V78L111 79V77L110 76H112V80L111 81H113V84L110 86L109 84H108V86L109 87H111V88H107L108 86H107V84L104 86V84H103V87H106V90L104 89V88H101V92H103L102 91V89L104 90V93L102 94V95H104V96H100V95H98V93L96 94V95H93L92 93L90 94V92H91V90H92V92L94 91V93H95V88H97L98 86V84H97V80H98V78H102V79H99V80H101V81H104L105 80V77H107V76H104L105 74L107 75V73H106V69L105 70H103L102 68V72L104 73L105 72V74L103 75L104 76V78L102 77V75L100 74V77H99V74H97L96 75V73L98 72V73H100L99 72V70H101L100 69V67H102V65L100 66V67H97L99 70L97 71L96 69V73L92 70V68H95L96 67V64L95 63H99V65H100V62H98L99 60H97L96 58V54H98L97 52H96V54H95V59L97 60V62L95 61V59H93V54H94V52H93V50L94 51H96V48H94V47H92L91 49H90V46L92 45V44H87V45H89L88 47H87V45H86V43L87 42H85L84 41V43H85V49H87V48H89L90 50H91V52H93V56L91 57V59H89V58H87V61H88V59H89V62L91 61V62H93V60L95 61V63H94V65H95V67H94V65L93 64H91V62H90V64L91 65H93V67L91 68V70L90 71H92V72H94V73H92V74H94V76H96V84H94V82H95V78H93L91 81H90V83L92 84V86H93V88L95 89H91L90 90V87H91V85L90 86H87V82H85V81H87V80H83V82H82V79H85L84 78V76L86 77V76H88L89 74L88 73H90L89 71H87L88 73H87V75H86V72L84 71V68H86V67H83V65H82V67H83V69L81 68V65L80 64H77L76 63V66H78V70L80 69H82V71H84V72H81L80 70V73L81 74H83L82 76H81V74L79 73V71H78V73L80 74V76L82 77H80L79 76V78L81 79L80 81L83 83V85L81 86V85H79L81 88H79V90L82 92H80L81 93V96L80 97H78V96H76L75 94H74V92L76 93V90H71L70 89V91H69V89H68V91H69V94H70V96L68 95V93H65V94H67V96L63 93V92H68L66 89H65V91H64V89H63V86L61 85V86H59L60 85V83L58 84V82H56V80H54L55 79V77H54V74H55V72H53V71H51V70H54V71H56L57 73L56 74H59V70L60 69H58V70H56L57 68H52L53 66L55 67V65H56V63H54L55 61L52 59V55H50V53H51V51H50V53H49V50L51 49L52 50V52H53V50H54V52H55V49L54 48H56L55 47V41H58L57 43H58V46H59V48L60 49H58V47L56 48V50L58 49V51H60V52H62L63 50V52H65V50L66 49H68V46L66 45H62V43L64 44V42L63 41H61V39L62 38H60L59 39V36H56L55 37V33H53L52 34V32H54L51 28V30L52 31H50V29H49V35H51L52 37H55V39H53L51 36H49L48 35V33L46 32V30L48 31V24H45V23H47V22H45V21H47L48 19H49V17L48 16H38L37 15V17H35L36 15H34L33 13H31L30 15H27V17H26V19H25V21H24V19H22V20H17V21H15V22H11V24H12V26H13V28H15L14 26H16V28L15 29H13V30H16L17 32V34L19 35V34H21V32H22V35H24V36H27V37H22V35H21V37L22 38H27V40L25 39H23V41H25V43L23 42H21L22 44H21V46H23V49L24 50H27V51H25V54H26V56H25V54H24V56L23 57H26V59H28L27 61H26V59H24L25 61L23 62V65L25 64V65H29V66H23L22 68H23V70H27V74H28V78H24L23 76V79H24V81H23V79L19 76L20 75V70L18 69V67L16 68V65H14L13 64V62L12 63H10V62H5L6 64L8 63V64H12L11 65V67L12 68H14V66H15V69H14V73H16V71H17V74H15L17 77H20V78H18V81L21 83V81H23V82H26L25 84H23V83H21L22 85V90L24 91V85H26L27 87H29V88H25V89H29V90H27V93H24V92H22V94L24 93V94H26V96H27V94H28V97L30 96V98H29V102L31 101V100H33L32 99V97H33V95H30L31 93L32 94H35V101H34V103H33V101H32V103L35 105L34 107H36V114L35 113H33V114H35L34 115V117H31L32 115H30L31 113H29V115L27 114L28 112L27 111H29L28 109H25V107H23V110H21L22 108V106L24 105V103H23V101H21V99L22 98H20L19 99V97L21 96V95H19L18 96V98L16 99V101H14L13 99L11 100L12 102L14 101V102H17V101H21L20 103L22 104V106L21 105H17L16 103H14L13 102V104L14 105H17V106H12V108L10 107V104H8L9 105V107L11 108V114H12V124H11V121L9 122L10 124H11V126H12V128H11V126H7L8 124H7V120H8V118H6L5 117V114L3 115V114H1L0 113V115H2V116H0L1 118H5L4 120H2V119H0V121L2 120V122L3 123H6V124H0V130H4V128L5 127H9V129L8 128H5V129H7V130H10L9 132L11 133V131H12V144H14L15 145V143H17V145H20V146H22V144L24 145V144H32V145H36V148L38 147V148H40V145H42V144H44L45 143V146H46V144L48 145V147L49 148H51V145H52V147H53V149L56 147L57 148V152H58V157L60 158V160H61V162H63V163H65V158L66 157H61V156H63V154L62 153H67L68 155V157H72V158H76L77 159V157L78 158H80V160L79 159H77V160H79V161H81L80 163L78 162H76L77 164H79V165H77L76 163H75V161H77V160H74V164H76L78 167H80V165H82V166H84L83 168H82V166H81V168L84 170L85 168L86 169H88V163L86 164V163H83L85 160H83V158H86L85 156H87L88 158H89V161H90V159H91V161L95 158V156L94 155H97V158H95L96 159V163H98L99 162V160H103V159H101V157L104 155L103 154V152H104V150H103V148H104V145L103 144H105V147H108V148H112V153H113V151H116V149L117 148H115V146L113 145V144H115L117 141H118V143L120 144V142L122 143L121 144V146L123 147V146H129V143H130V145L132 146L133 145V147H134V140L132 141V139H134V136L133 137H131V135H132V132H133V130L132 129H134V126H135V120L137 119H139V122H141V119H143V120H148L147 122H145V121H143V122H145V124L143 123H139L138 121H136V122H138L139 124V126L138 125H136L137 127H140V128H135V130H134V132L137 130L138 131V137L137 138H135V139H137L136 141L138 142V144H141V147H140V150H139V152L140 153H142L143 151V149L145 150V152H143L141 155H142V157H144V156H147L149 153H147L146 152V149H148V148H146L149 144H151L152 142H150L149 141V139L148 138H150V136H151V134H150V136H149V133H153V135L151 136V137H153V138H150V140L151 141H153V143H154V147H155V151L158 153L157 155H156V153H155V156H153L152 157V155H151V153H150V155H148V157L150 158V157H152L151 159L153 160H156L155 162L156 163H154V161H153V164L151 163V161L152 160H149V159H147L148 157H144V159L145 160H143V166L142 167H144L143 169L144 170H146V172H147V174H148V176H147V174H146V172H145V175L147 176V177H149L150 176V174H151V172L153 173V171L155 172V171H157L158 170V167L160 168V170L162 169V168H165V166L163 167V164L165 165H167V163L168 162H164V161H169V163H171V165H175V163H177V162H179L180 164L181 163H183V164H185V163H187V164H185V165H187V167L189 168L190 167V169L189 170H191V174H193L191 177V179L193 180V184H192V180L191 181H189L191 184H189V185H191V188L189 187V186H187L188 188H190V191H191V193L192 194H194V197H191V194L189 193V191H188V194L190 195H187V199H186V197L184 198L185 200L184 201H186L187 200V204H194L195 205V207H196V213H195V216H197V219H196V221H197V226L198 227H200V230H201V234H202V236H203V234L205 233V234H207L206 232H208L209 231V234H212L213 233V235L214 236H216V237H218V238H223L222 236H223V234L221 233L222 231H224V233H226V232H228L227 234H229L228 236H229V238H227L228 239V241L227 240H225V241H227V242H230L231 241V243L232 244H235V242H237V240H238V232L237 231H234L236 228L234 227V225H235V203H234V201H235V198H232L233 197V194L231 193V190L230 189H227L226 187L224 188L222 185H224V183L222 184V181H223V176L221 175V173H219L220 174V177H219V179L220 180H222V181H220L219 179H218V177H216V176H219V174H217L218 172L217 171H219L220 172V170H221V172L223 173V168L221 169V167H222V165H221V167L219 168V166L220 165H218L217 167H218V169H217V171H216V173H215V169H216V166H215V164L218 162L219 164H220V160L218 161V158H216L217 156V154H218V152H219V149H218V145H219V141H217V139H215V137H214V140H213V137H212V135L210 134L212 131V129L214 128H217V129H219L218 131H222V133L224 132L223 131V128L225 129V128H228V125H226L227 127H225V125L223 126L222 124H220L223 120H221L220 121V118L222 117V115L223 114H225L223 117H222V119H225L226 118V122H227V124H229L228 123V120H229V116H228V114H230V113H232V111H231V109L228 107V105H229V103L228 102H230V101H227V99H225V98H227V97H225L226 96V94H223L220 90H222L221 88H229V84H228V82L229 83H233L234 82V79L236 78V77H234V79H233V81L231 80V81H226V80H228L229 79V77H231V76H235V75H233V70H235L234 68H236V67H232V64L234 63V61H235V53H237L236 51H237V49L239 50V51H241L242 53H243V50L245 51V47H243L244 45L246 46V44L245 43H243V39H246L244 36H246V33H247V36H251V35H253L252 33L250 34L249 32H247V28H246V26L248 27V24H247V21L249 20L250 22H248V23H250V26H251V28H252V26L254 27V25H257V24H259V25H261L262 27H264V0H253V2H251L250 0L248 1V0H161L159 3H157V1L156 0H152V2L151 1H149V2H147V0L145 1V0H142V2H143V5H144V2H147V3H145V7L148 9H144L145 7L143 6V9H142V18L140 17V13L139 12H137V11H139L138 9H137V11H135L136 10ZM140 1V0H139ZM138 1V2H139ZM76 2H78V1H76ZM79 2H78V4H79ZM88 2V1H87ZM106 2V1H105ZM104 2V3H105ZM108 2H109V0H108ZM112 2H114V0L112 1ZM111 2V3H112ZM115 2H117V0H115ZM153 2H156V3H153ZM1 3V2H0ZM73 3V2H72ZM82 4H84L83 2H81ZM80 3V4H81ZM102 3V2H101ZM117 3H120V2H117ZM133 3V4H132ZM136 3V4H135ZM153 3V4H152ZM73 4H75V2L73 3ZM81 4V5H82ZM86 4V3H85ZM113 4V3H112ZM134 4H135V6H134ZM76 5V4H75ZM88 7H89V3H87L86 4ZM86 5H83L84 6V8H85V6ZM110 5V4H109ZM86 6V7H87ZM138 6H140V4H138ZM138 6H137V8H138ZM78 7V5L76 6V8ZM87 7V8H88ZM134 7V8H133ZM0 8H1V6H0ZM78 8H80V7H78ZM87 8H85L86 10H87ZM141 8V7H140ZM139 8V9H140ZM20 9V8H19ZM90 8H88V10H89ZM257 9H259V13H258V11H256L257 13H255V10H257ZM88 10H87V12H88ZM98 10H100V9H98ZM141 10V9H140ZM147 10V11H146ZM144 11H146L145 12V17H143V14H144ZM98 12H100V11H98ZM97 12V13H98ZM88 13H91V12H88ZM93 13V12H92ZM126 13V12H125ZM137 13H139V14H137ZM147 13V14H146ZM99 14H101V12L99 13ZM103 14V16H104V14L105 15H107L106 13H102ZM110 14V13H109ZM124 14V13H123ZM126 14H128V13H126ZM239 14H240V16L242 15V16H244V18L242 17V20L240 21V22H242L241 23V26H240V24L238 23L239 21ZM33 15H34V17L35 18H33ZM92 15V14H91ZM95 15V14H94ZM90 16V15H89ZM100 16V15H99ZM110 16V15H109ZM125 16H128V15H125ZM39 17V18H38ZM41 17H44V18H41ZM48 17V18H47ZM53 17V16H52ZM95 17V16H94ZM101 17V16H100ZM27 18L29 19V18H33L32 20H31V22H33V20H35L36 22H38L39 20H40V18L41 19H47V20H44V21H42V20H40L38 23L40 24V29L38 28L39 26H37V28H36V22H33L34 24H32L31 25V22H30V27H29V20H28V26L26 25V24H23V22H27L26 20H27ZM54 18H56V17H54ZM93 19V22H92V20H90V22H91V25H93V28L94 29H92V34L91 35H93V37H94V39L93 38H90V36H89V38H90V41L91 40H93V44H94V40H95V35L97 36V41L98 42H96V40H95V43L97 44H99V43H101V47H103L102 46V39H101V33H102V29L101 28H99L100 26H98L97 25V22L98 21H94V19L95 18H93V15L92 16H90V18L89 19ZM126 18H128L129 20H127ZM241 18V17H240ZM37 19V20H36ZM49 20H51V19H49ZM52 20H53V18H52ZM13 21V20H12ZM18 21H23L22 22V24H21V26H20V24L19 23H21V22H19L18 23ZM53 21H56V19H54ZM61 21H63V18H61V20H60V18H59V20H58V22H60V23H63V22H61ZM132 21L134 22V20H131V22H129V23H127V24H132ZM192 21H194L195 23L196 22H200V24H202L203 25V23H204V26H206V24L208 25V27L209 26H212L213 25V28H211L210 30H211V34H213L214 32V29H217V31L215 32V35H213V38H214V36L216 37V43H217V41H218V46L216 47V46H214V50L216 49V51H218V54H217V52H215L214 50H213V52L211 51H209V48L208 49H206L207 47L206 46H204V51H203V57L205 58V59H203V58H201L202 60H204L203 62L201 61V59H200V61L202 62H198L197 61V59H196V61L199 63V64H195L196 63V61H194V59L192 60V63H194V64H188V63H185V62H182V64H181V62H179V60L178 59H180V58H177L176 56L178 55L177 54V51H178V48L176 49L177 51H175V46L177 47V45L179 44V46H180V48H179V51L178 52H180L181 51V53H184V51L182 52V50H183V48H181L182 46H184L183 44H184V42H185V40H184V37H183V33L185 34L186 33V31H185V29H184V27H185V25H187L186 23H192V24H195L194 22H192ZM3 22V24L5 25V23H4V20L2 21ZM17 22V23H16ZM51 22V21H50ZM57 22V21H56ZM56 22H53V24H55ZM57 22V24H60V23H58ZM45 24L44 25V27L42 26L43 24ZM48 23H49V21H48ZM211 23V24H210ZM2 23H0V28H1V31H0V35H2L3 36V33H1L2 31L3 32H5L4 33V36L2 37V36H0V39H1V37H2V39L3 38H5V39H3V41L4 42H6L7 43V41H8V43H7V45H4V44H6V43H3L2 42V39H1V45H0V53L2 52V49H3V52H2V54L4 55L5 53V51H4V49L6 50H10V47H8L10 44L9 43H13V41H14V36L12 37V33H14L15 31H13L12 29H10V28H6V25L5 26H2L3 25ZM39 24H37V25H39ZM53 24H50V25H53ZM185 24V25H184ZM197 25V26H199V28H200V26L201 25ZM239 24V25H238ZM35 25V26H34ZM183 25H184V27H183ZM17 26H18V28L21 30H19V29H17ZM21 28H20V27ZM22 26H23V30H22ZM98 26V27H97ZM129 25H128V27H130ZM188 26V25H187ZM187 26H186V28H187ZM190 26H191V24H190ZM203 26V27H204ZM241 27L242 29H241V32H238L237 31V29H240L239 27ZM5 27V28H4ZM26 27V28H25ZM46 27V28H45ZM202 27V26H201ZM238 27V28H237ZM37 29V30H33V29ZM194 28V27H193ZM237 28V29H236ZM6 29V30H5ZM32 29V30H31ZM41 29H45V31H43V30H41ZM133 29V28H132ZM136 29H133V30H136ZM189 29H190V27H189ZM207 29V28H206ZM254 29V28H253ZM30 30V31H29ZM39 30V31H38ZM131 30V29H130ZM194 30V29H193ZM202 30H203V28H202ZM204 30H205V28H204ZM203 30V31H204ZM255 30H256V32L258 31L257 30V27L255 26ZM255 30H252V32L253 31H255ZM7 31H9V32H7ZM20 31V32H19ZM29 31V33H27ZM33 31V32H32ZM35 31V32H34ZM36 31H38V32H36ZM41 31H43V32H45L46 33V36L48 35V37H49V40H53V41H49V40H47L46 38H48V37H46L45 39H43L44 37L43 36H45V35H41V33H43V32H41ZM138 31H140V32H138ZM188 31V30H187ZM250 31V30H249ZM19 32V33H18ZM33 33V34H37V36H35V35H33V34H30V33ZM205 32H207V30H205ZM6 33H8V34H6ZM11 33V34H10ZM15 33V34H16ZM44 33V34H45ZM75 32H72L71 34H72V36H70V37H73ZM96 33V34H95ZM208 33H209V31H208ZM239 33V34H238ZM253 33H255V32H253ZM26 34V35H25ZM29 36H28V35ZM40 34V35H39ZM221 34V35H220ZM223 34H225V35H227L228 37H227V39L226 40H228V51H226V52H224V50H225V48H226V44L225 43H223V39L225 38L224 36H223ZM14 35V34H13ZM18 35H16V37H18ZM67 34H65L64 35V37H67L66 36ZM78 36V34L77 33H75V36L74 37H76V39H74V38H72V40H77L79 43H80V41H81V38L79 39L77 36ZM9 36H11L12 38H13V41L11 40H9L8 39V37ZM20 36V35H19ZM31 36H34V37H31ZM69 36V35H68ZM220 36V37H219ZM249 36V37H250ZM262 36H264V35H262ZM21 37H18V39L19 38H21ZM30 37V38H29ZM43 37V38H42ZM50 37H51V39H50ZM133 37V36H132ZM224 37V38H223ZM21 38V39H22ZM36 38V39H35ZM38 38V39H37ZM42 38V39H41ZM80 40H78V39ZM84 38V37H83ZM88 38V39H89ZM100 40H99V39ZM252 38H254L253 39V44H250L251 46H253L254 44V46H255V48H256V46H257V44H256V42H257V39L259 38V39H261V38H263L264 39V37H261L260 38V34L257 32V35H255L254 37L252 36ZM8 39V40H7ZM21 39H19V40H21ZM33 39H35V40H33ZM215 39V38H214ZM213 39V40H214ZM249 39H251V38H249ZM248 38H247V42H248V40H249ZM6 40V41H5ZM35 43V44H32V41ZM44 40H47L48 42H50V43H54V45H53V49H52V44L51 45H49L48 44V46L50 47L49 49L47 48V45H45V44H47L48 42L47 41H45L44 42ZM55 40V41H54ZM86 40V39H85ZM142 40V39H141ZM144 40V39H143ZM142 40V41H143ZM183 40V41H182ZM39 41V42H38ZM100 41V42H99ZM244 41H246V40H244ZM27 42V43H26ZM145 42V41H144ZM250 42H251V40H250ZM250 42H248V43H250ZM45 43V44H44ZM84 43H83V45H84ZM92 43V42H91ZM136 43V42H135ZM215 43V42H214ZM214 44V45H217V44ZM247 43V45H249ZM263 43H264V41H263ZM26 44H27V46H26ZM78 44V43H77ZM81 44V43H80ZM151 44V45H150ZM4 45V46H3ZM28 45H30L29 47H28ZM32 45V46H31ZM62 45V46H61ZM82 45V44H81ZM143 45V46H144ZM224 45V46H223ZM1 46H3L2 48H1ZM33 46H34V48H33ZM56 46H57V44H56ZM93 46V45H92ZM97 46V45H96ZM142 46V45H141ZM142 46V47H143ZM5 47H7V48H5ZM25 47L27 48V49H25ZM98 47H99V45L97 46V51L99 50L98 49ZM131 47H133V46H131ZM131 47H130V50H131ZM216 47V48H215ZM61 48H63V49H61ZM83 48V47H82ZM106 47H103V49H102V51H104V49H105ZM136 47L134 46L133 47V49L131 50V51H133L134 49H135ZM226 48V49H227ZM250 48H252V47H250L249 46V48H246L247 50L249 49V51H250ZM254 48V47H253ZM93 49V50H92ZM140 49H143V48H140ZM180 49H182V50H180ZM230 49H231V51L232 52H234V50H236L235 51V53H234V58L232 57V54L230 55V53H232V52H230ZM24 50H22V53H24ZM29 50V51H28ZM30 50H34L33 51V53H36V55H34L33 53H32V51H30ZM101 50V49H100ZM129 50V49H128ZM129 50V51H130ZM150 50V51H149ZM184 50L186 51L187 49H186V47L184 48ZM207 50V51H206ZM220 50H222V52H219ZM256 50H257V48H256ZM84 51H86V50H84ZM83 51V52H84ZM88 51V50H87ZM87 51H86V53H87ZM101 51V52H102ZM149 51V52H148ZM173 51H175L176 53H174ZM206 51V52H205ZM238 51V52H239ZM252 51V50H251ZM7 52V51H6ZM30 53V56H31V59H33V60H31V59H29V57H28V55H27V53ZM37 52H38V54L40 53L41 55V63L43 62L44 63V65H43V63L41 64L40 63V59H39V57H38V54H37ZM91 52H88L87 54H89V53H91ZM101 52H100V54L99 55H103L105 52H107L106 50L104 51V53L103 54H101ZM174 54H173V53ZM224 52V53H223ZM228 52V53H227ZM230 52V53H229ZM246 52V51H245ZM244 52V53H245ZM28 53V54H29ZM66 54L68 53V56H70L69 55V49L68 50H66V52H65ZM130 53H132V52H130ZM217 54V56H216V54ZM60 54H62V53H60ZM65 54V55H66ZM86 54V55H87ZM107 54V53H106ZM134 54H135V50H134ZM134 54L132 53V55L134 56ZM248 54V52L246 53V54H244V55H247ZM56 55V54H55ZM59 54H57L56 56H58ZM108 55V54H107ZM128 55H131V54H129V52H128ZM147 55V56H146ZM184 55H186L185 53L184 54H182V58H184ZM240 54H237L236 56H239ZM243 55V56H244ZM32 56H36L37 58H36V62L34 61V58L32 57ZM61 57L63 56V58L65 57L64 56V54H62V55H60ZM60 56H59V58H57L58 59V61H59V59H60ZM68 56H66L65 58H67ZM89 56H91V54L89 55ZM136 56V55H135ZM135 56L133 57V59L135 58ZM144 56H146L145 58H144ZM210 58H209V57ZM255 56V55H254ZM71 57V56H70ZM100 57V56H99ZM101 57H103V56H101ZM125 57V56H124ZM127 57V56H126ZM129 57H132V56H129ZM141 57V58H142ZM153 57V58H152ZM186 57V56H185ZM208 57V58H207ZM217 57V58H216ZM56 57H54V59H55ZM62 58V59H63ZM64 58V59H65ZM69 58V57H68ZM72 58V57H71ZM181 58V59H182ZM188 58V57H187ZM238 58H241L240 59V61H242V57H238ZM39 59V60H38ZM129 59V58H128ZM127 59V60H128ZM132 58H130V60H131ZM132 59V60H133ZM136 59V58H135ZM133 60L134 62L132 63V65H130V66H133V64L135 63V61L137 62V60ZM140 59V58H139ZM153 59V60H152ZM29 60H31V61H29ZM56 60V59H55ZM69 60H72V59H70L69 58ZM101 60H102V58H101ZM184 60H188V61H186V62H191V61H189V59H185L184 58ZM184 60H182V61H184ZM239 59H237V61L236 62H239L238 61ZM252 60H253V58H252ZM35 62L36 64L35 65H37V66H35L37 69H34V70H37L36 72H40V73H42V75L39 73H37V75H40V77L39 76H35V73H34V70H33V67L31 66V63L30 62ZM54 61V62H53ZM57 61V62H58ZM143 61L141 62L142 64H144L143 63ZM146 61H147V59H146ZM181 61V60H180ZM244 61V60H243ZM242 61V62H243ZM34 62L32 63V65H34ZM71 62V61H70ZM104 62V61H103ZM127 62V61H126ZM129 62H132V61H129ZM128 62V63H129ZM140 62V61H139ZM241 62V63H242ZM52 63H53V65H52ZM74 62L72 61V64H73ZM106 62H104V64H105ZM146 63H148V62H146ZM145 63V64H146ZM184 63L185 64H187V65H191V67L190 66H186V67H183L184 69H187L188 67H190L191 68V70L189 69V71L191 72V75L190 74H188V73H190V72H188L187 71V73H186V70H184V69H182V65H184ZM201 63V64H200ZM241 63H239V64H241ZM6 64H4V67L5 66H7L6 68H7V70L9 71H5V72H8L7 73V76L9 77L10 76V78L11 77H13V75H14V73H12L13 72V69H12V71H11V68L9 67V65H6ZM58 64V63H57ZM75 64V63H74ZM90 64H88V65H90ZM102 64V63H101ZM120 64L121 65H123V67L121 68L120 67ZM130 64V63H129ZM137 64V63H136ZM140 64V63H139ZM151 64H152V66H151ZM157 64V65H156ZM243 64V63H242ZM39 65H41V66H39ZM60 65V64H59ZM98 65V66H99ZM149 64H147V66H148ZM193 65H196V66H194L195 68L194 69H196V67H198L199 68V70H193ZM234 66H235V64H233ZM236 65H237V63H236ZM30 66H31V69H30ZM116 66H118V68H119V70L116 68ZM130 66H128V68L130 67ZM136 66V65H135ZM135 66H134V70L135 69H137V66H136V68H135ZM146 66V65H145ZM147 66H146V68H147ZM179 66H181V67H179ZM240 66V65H239ZM9 67V68H8ZM21 67V66H20ZM19 67V68H20ZM26 67V68H25ZM39 67V68H38ZM56 67H58L57 65H56ZM80 67V68H79ZM143 67H144V65H143ZM143 67H141V69L143 68ZM181 69V70H179V68ZM233 68V70L231 71V69L230 68ZM6 68H4V69H6ZM59 68V67H58ZM114 68H116V69H114ZM127 68V69H128ZM146 68H143V69H146ZM178 68V69H177ZM18 69V70H17ZM21 69V68H20ZM132 69V67H131V69L130 70H133ZM22 70V69H21ZM31 70H33V71H31ZM39 70V71H38ZM85 70H87V68L85 69ZM138 70V69H137ZM139 70H140V67H139ZM147 70V69H146ZM168 70V72H166ZM188 70V69H187ZM11 71V72H10ZM24 71V72H25ZM42 71V72H41ZM124 71V72H125ZM127 71H129V69L127 70ZM127 71L124 73V72H122V74L124 73V75L125 74H128L127 73ZM136 71V70H135ZM134 71V74L137 72H135ZM143 72H145V73H147L145 70H142ZM142 71H141V73H140V71H138L137 73L139 74V75H141L142 76ZM180 71H184V73L185 74H188V75H190L189 77H188V75H187V77H185ZM194 71H196L194 74L192 73V72H194ZM198 71H200V73L198 74ZM18 72H20L19 74H18ZM24 72H22L21 74L22 75H27L26 73H24ZM31 72H32V74H31ZM158 72V73H157ZM166 72V73H165ZM211 72V73H210ZM44 73V74H43ZM50 73H52V74H50ZM136 73V74H137ZM9 74V75H8ZM10 74H12V75H10ZM85 74V75H84ZM118 76H117V75ZM183 75V77H182V75ZM2 75H4V74H2ZM14 75V76H15ZM47 75V76H46ZM52 75V76H51ZM217 75V76H216ZM16 76L14 77V78H12V80L9 78L8 79V77H6L7 79L5 80L4 78V76H2L1 77V73H0V89H2V91L4 90V92L6 93H4L5 95H3L2 93V91H0V94L2 95H0L1 97H3V96H9V95H11L12 94V97L15 99V97L13 96L14 94L16 95V97H17V93H16V91L17 90H19L20 91V89H18V88H20L21 86L20 85H17V86H19L18 88H16L17 86H16V84L14 83V81L16 82ZM42 76H46V77H42ZM92 76V75H91ZM126 76V75H125ZM124 76V77H125ZM153 76H155L154 78H155V80L154 79H151V78H153ZM198 76V77H197ZM4 77V78H3ZM26 77V76H25ZM36 77H38L37 79H36ZM47 77H49V78H47ZM54 79H53V78ZM73 77V76H72ZM116 79H115V78ZM117 77H119L118 79V81H116L117 80ZM123 77V78H124ZM127 77L125 78V79H127ZM137 77V78H136ZM143 77V76H142ZM223 77H225V78H223ZM69 78V77H68ZM67 77H66V79H68ZM74 78V77H73ZM72 78V79H73ZM79 78H77V80L79 79ZM87 78V77H86ZM108 78V79H109ZM133 78H135V79H133ZM140 78V77H139ZM165 78H167L166 79V81H168V82H166L165 81ZM190 78H191V81H190ZM196 78H198V79H196ZM226 78H228V79H226ZM231 78H233V77H231ZM4 79V80H3ZM54 81H53V80ZM76 79V78H75ZM133 79V80H132ZM147 79V78H146ZM8 80V81H7ZM11 80V81H10ZM68 80H70V78L68 79ZM67 80V82H65V83H67L68 85L70 84L69 83V81ZM94 80V82H92ZM98 80V81H99ZM120 80H122V82H124L123 84H121V81ZM140 80H142V78L140 79ZM156 80V81H157ZM194 80H197V81H195V82H197V84L195 83V82H193ZM230 80V79H229ZM2 81H4V82H2ZM5 81H7L8 83H11L10 85H9V87L12 89V91H11V89L9 90L8 89V86H7V84H6V82ZM59 82H60V80H58ZM61 81H62V79H61ZM71 81V80H70ZM79 81V80H78ZM106 82H107V78H106V80H105ZM110 81V82H111ZM120 81V82H119ZM138 81H139V79H138ZM143 81V80H142ZM146 81V80H145ZM148 81L151 83V85L152 86H155V90H153L154 89V87H152L150 84H148ZM189 81V82H188ZM198 81H199V83H200V81H201V83L199 84L198 83ZM72 82V81H71ZM76 82V81H75ZM84 82H85V84H84ZM139 82H141V81H139ZM144 82V81H143ZM3 83V84H2ZM16 83H18V82H16ZM73 83V82H72ZM77 84H78V82H76ZM99 83H100V81H99ZM108 83H109V80H108ZM166 83H168V85H166ZM186 83H190V85L191 86H189V85H187ZM191 83H195V84H193V86H192V84ZM4 84H6V86L4 85ZM15 84V85H14ZM67 84H65V85H67ZM125 84V85H124ZM135 84V83H134ZM73 85H75V87H76V84L75 83H73V84H71V86L73 87ZM100 85H101V83H100ZM99 85V87L98 88H100V87H102V85L100 86ZM143 85V84H142ZM12 86V87H11ZM25 86V87H26ZM78 86V87H79ZM126 86H127V89H126ZM128 86H129V88H128ZM150 86H151V88H150ZM207 86V88L210 90H208L207 89V91H206V89H205V87ZM60 87H62V88H60ZM67 87H69L70 88V86H67ZM66 87V88H67ZM13 88H15L14 90H13ZM64 88H65V86H64ZM144 88V87H143ZM181 88H183L182 89V92H181ZM185 88L188 90V92H189V94L188 93H185V92H187V90L185 91ZM226 88V89H227ZM8 91H7V90ZM61 89H63V90H61ZM74 89V88H73ZM77 89V93L79 92V90H78V88H76ZM111 89V90H110ZM134 93L133 95L134 96H131L132 94V92L130 91V90ZM150 89L152 90V92H151V94H150ZM21 90V91H22ZM117 90V91H116ZM130 91L129 93L131 94H129V96H128V92L127 91ZM10 91H11V94H10ZM13 91H15V92H13ZM18 91V92H19ZM51 91H52V93H51ZM153 91H155V92H157V93H155V92H153ZM185 91V92H184ZM2 92V93H1ZM14 94H13V93ZM71 92V93H70ZM97 92H98V89H97ZM99 92H100V90H99ZM80 93H78V95H80ZM86 93H88V94H90V96H88V97H86V98H89V101H86V98H85V96L87 95ZM155 95H154V94ZM186 94V95H184V94ZM137 94V95H136ZM157 94V95H156ZM189 95V99L190 98H193V97H190V96H199V97H201V96H203L204 98H206L204 101L203 100H201L200 101V99L201 98H197V100L196 101H198L199 100V102H205V103H207V101L209 102V100H208V96H211L210 97V102H212V104H208L209 106H211L212 105V109H211V111H219V108H221V107H219V106H221V104H223V105H225L226 106V111H228V112H226V113H224L223 111H225V110H222L221 111V109H224V107L223 108H221L220 109V112H223L222 113V115H221V113L219 114V113H217V112H211L210 110H208V111H210L211 113H214L213 115V117H212V114L210 113V112H208L207 111V109H209L208 107L206 108V106H208L207 104H204V105H202L201 103H198V104H196V102L194 101V99L196 98H194L193 99V101L190 99V101H188V99L186 98V96L188 97V95ZM242 94V93H241ZM98 95V96H97ZM233 95V94H232ZM243 95H245L244 93H243ZM25 96V95H24ZM163 96V95H162ZM227 96H230V93H229V95L227 94ZM27 97V98H28ZM75 97H77L78 99H79V102H77L76 101V99H75ZM103 97V98H102ZM223 97H225V98H223ZM19 99V100H18ZM49 99H54L53 101H54V104H53V101H52V103H50L51 102V100H49ZM174 99V100H173ZM167 100V101H166ZM225 100V101H224ZM229 100V99H228ZM27 101V102H28ZM153 101V103L156 105V107H153V108H155V110H157V115L155 114V110L153 111L152 110V104L153 103H151ZM164 101V100H163ZM227 101V102H226ZM86 102H89V103H87L86 104ZM167 102H168V104H167ZM175 102V103H174ZM8 103H10V100L8 101ZM50 105H49V104ZM55 103H56V105H55ZM79 103V104H78ZM225 103H228V105H226ZM232 102H230V104H231ZM19 104V103H18ZM31 104V103H30ZM51 104H53L54 106H56L55 108H56V111H53V110H55V108L53 109V106L51 105ZM153 104V106H155ZM201 104V105H200ZM32 105V104H31ZM49 105V106H48ZM197 105H200V106H198L197 107V109L199 110L200 109V107L201 106H203L202 108H201V111H197V109H196V106ZM232 105V104H231ZM21 106V107H20ZM25 106V105H24ZM51 106V107H50ZM176 106V107H175ZM15 107H17V108H15ZM33 107V105H32V107H31V109L33 108V109H35ZM47 107H50V109H47ZM168 107V108H167ZM77 108V109H76ZM228 108V109H227ZM19 109V110H18ZM32 109V111L34 112V110ZM46 109L48 110V111H53V112H55V114H53V116L55 115V117H56V119H57V121H55V122H59L58 124H55V125H59V127L57 126V129L55 130V128L53 127V126H51L54 122H52L51 123V125H50V123H48V120H47V118H46V114L48 113V111H47V113H46ZM53 109V110H52ZM27 110V111H26ZM165 110V109H164ZM23 111V112H22ZM2 112V111H1ZM52 112V113H53ZM154 112V113H153ZM46 113V114H45ZM50 113V112H49ZM185 113H187V114H185ZM154 114V115H153ZM166 114V113H165ZM211 114V115H210ZM221 115V116H219V117H217V115ZM262 114V113H261ZM46 115V116H45ZM50 115H51V113H50ZM50 115H48V118H49V116ZM152 115L153 116H157V117H155V118H157L156 119V121H157V126H155V127H157V129H158V131H156V129H153L154 128V126L153 125H155L154 123H153V121H154V117H152ZM187 115V116H186ZM226 115L228 116V117H226ZM4 116V117H3ZM166 116V115H165ZM188 117V118H186V117ZM261 117L262 118H264L263 117V115H261ZM260 116L258 117V118H261ZM33 118H35L34 120H33ZM51 118V117H50ZM49 118V119H50ZM185 118V119H184ZM219 118V119H218ZM55 119V120H56ZM152 119H153V121H152ZM166 119V120H167ZM187 119H189V121L187 120ZM220 121H218V120ZM53 120H54V118H53ZM186 120L188 121V122H186ZM35 121V122H34ZM50 121H52V118L49 120V122ZM184 121H185V123L188 125V123L190 122V130H191V135H193V139H192V137H191V139H187L186 138V141H187V147L186 146H181L180 148L178 147V148H176L175 146H174V139H173V136H172V139H171V135H173V134H171L172 132H175V130H177L178 128H180V129H178V130H185V126H187L186 124L184 125ZM218 121V122H217ZM1 122V123H2ZM34 122V123H33ZM68 122H69V125H68ZM71 122V123H70ZM264 122V121H263ZM79 123H82L81 125L79 124ZM222 123H224V121L222 122ZM66 124V125H65ZM71 124V125H70ZM153 124V125H152ZM257 123H255L254 124V122H253V127L254 128H263L264 129V123L262 124V125H260V126H257L256 125ZM2 125H5V127L3 126L2 127ZM54 125V124H53ZM54 125V126H55ZM222 125V127H220ZM251 125V124H250ZM250 125H246V128L248 127V129L250 128ZM230 126V125H229ZM178 127V128H177ZM187 127H189V126H187ZM2 128V129H1ZM60 129V132L59 133H61L60 135L61 136H63L62 138L63 139H61V137L60 138H57L56 137V135L55 134H57V136L59 135V133H58V131L57 130H59ZM82 128H83V130H82ZM150 128H152L153 129V131L154 132H151L152 131V129H151V131H149V133H146V132H148V130L147 129H150ZM171 128H175L174 129V131H173V129H171ZM177 128V129H176ZM211 128V132H209L208 131V129H210ZM221 128V129H220ZM82 131H81V130ZM213 129V130H214ZM229 129V128H228ZM55 130V131H54ZM129 130H131V131H129ZM209 132V133H207V131ZM216 130V129H215ZM57 131V132H56ZM127 131H128V133H127ZM203 131V132H202ZM217 131V130H216ZM215 131V132H216ZM214 132V131H213ZM219 133H221V132H219ZM63 134V135H62ZM131 134V135H130ZM133 134H135V133H133ZM148 134V135H147ZM209 134V135H208ZM214 134V133H213ZM218 134V133H217ZM249 134V133H248ZM215 135H216V133H215ZM13 136L14 137H17L18 138V140H17V138H16V140L13 138ZM23 136H27L26 138L25 137H23ZM40 136H42L43 138L44 137H46V140H45V142L41 139V137ZM149 136V137H148ZM209 136H211L210 138H212V139H210V138H208ZM59 137V136H58ZM64 137H65V139H64ZM106 137H108V138H106ZM28 141H27V140ZM45 139V138H44ZM60 140V142H61V144L63 143V144H65L66 145V147H65V149L67 148V150H65V152H62L60 149H61V147H59V145L58 144H60V142H59V140ZM87 139H89L90 141H92V143L90 142V144H92V146L91 147H89V146H87L86 144H88L89 145V140H87ZM108 139V140H107ZM106 140V141H105ZM136 141H135V143H136ZM155 141V142H154ZM185 141V142H186ZM108 143V145H106V143ZM150 142V143H149ZM173 142V143H172ZM219 142V143H218ZM264 142V141H263ZM137 144V143H136ZM148 144V145H147ZM157 145V147H156V145ZM14 145H12V149H13V147L14 148H16V150H15V153H16V155H17V151L19 150L20 151V149L21 148H18V146L17 147H15ZM26 145V146H27ZM32 145H30V148H31V146ZM64 145V146H65ZM67 145H68V147H67ZM103 145V148H101V146ZM114 146V148L112 147V146ZM19 146V147H20ZM58 146V147H57ZM69 146H70V149H69ZM83 146H86V148H87V153L86 154H84L83 153V151L86 149L85 147V149L83 150ZM111 146V147H110ZM117 146H118V144H117ZM116 146V147H117ZM138 146V145H137ZM24 147H25V145H24ZM23 147V148H24ZM34 147V146H33ZM42 148V150H41V152L43 151V152H45V154H46V150L44 149V145H42L41 146ZM130 147V146H129ZM129 147H128V149H129ZM132 147V148H133ZM17 148H18V150H17ZM22 148V149H23ZM27 150L26 151H28V150H30L29 149V147L27 146V147H25ZM24 148V149H25ZM36 148L34 149V148H32V150L34 149V150H36ZM37 148V149H38ZM91 148V149H90ZM95 148H97V150L95 149ZM143 148V149H142ZM21 149V150H22ZM44 149V150H43ZM93 149V150H92ZM122 149H124V151H126L127 150V156H124L125 157V159L123 158V156H122V154L120 153V152H123L124 153V151H116V152H119L120 153V155L122 156V161H123V159H124V161L123 162H121V163H128L129 161V159H131L130 158V156L128 157V149H126V148H122ZM121 149V150H122ZM166 149H167V151H166ZM217 149H218V151H217ZM70 150V153H68V151ZM88 150H92V151H88ZM102 150V151H101ZM131 150V151H130ZM67 151V152H66ZM129 151L131 152L130 153V155L133 153V154H135V150H134V148L133 149H131V147H130V149H129ZM14 152V151H13ZM12 152V154H14ZM40 152V153H41ZM61 152V153H60ZM85 152V151H84ZM113 153V161H116L117 163H118V159L119 160H121L120 158H118L117 156H115V154H117V153ZM149 152V151H148ZM165 152H166V154H167V156H166V154H165ZM21 153V152H20ZM91 153V154H90ZM118 153V154H119ZM144 153H146L145 155H143ZM163 153H164V155H163ZM18 154H19V152H18ZM41 154H44V153H41ZM62 154V155H61ZM90 154V155H89ZM103 154V155H102ZM117 154V155H118ZM132 154V155H133ZM15 155V154H14ZM17 156H19V155H17ZM119 156V155H118ZM135 156V155H134ZM134 156L132 157V158H134ZM164 156H166V158L164 157ZM42 157V156H41ZM44 157H45V160L47 161H45V163L43 162V165H45L46 163H48L49 161V159L47 158V154H46V156L44 155ZM70 157V158H71ZM104 157V156H103ZM120 157V156H119ZM155 157V158H154ZM156 157H158V158H156ZM61 158H63V160L61 159ZM82 158V159H81ZM100 158V159H99ZM135 158H136V156H135ZM167 159V160H165V159ZM215 158L217 159L216 160V163H215ZM262 158V159H261ZM260 159H261V161H260V163L262 162V164L264 165V155L261 157ZM44 158H42V160H43ZM69 159V158H68ZM95 159H94V163H95ZM128 159V160H127ZM163 159H164V161H163ZM41 160V161H42ZM72 160V159H71ZM86 160L87 161H85V162H88V159L86 158ZM128 162H127V161ZM200 162H199V161ZM44 161V160H43ZM70 161V160H69ZM90 161V162H91ZM131 161V160H130ZM133 161L136 163V159H132V163H133ZM144 161H147V162H144ZM148 161H150V162H148ZM70 162H72V161H70ZM93 162H91V164L93 163ZM102 162V163H101ZM115 162V163H116ZM199 162V163H198ZM83 163V164H82ZM93 163V165H94V167H93V169H90V172L92 171V170H99V169H97V168H99V167H101L100 165H98L99 163L100 164H104V161H100L98 164H97V167L95 166L96 164H94ZM121 163L119 162L118 163V165L120 164L121 165ZM130 163V162H129ZM198 163V164H197ZM200 163H202L200 166H198ZM215 163V164H214ZM84 164H86V165H84ZM131 164V163H130ZM145 164V165H144ZM262 164H260V166L262 165ZM48 164H46L45 165V167L47 166ZM93 165H90L89 164V167L90 166H93ZM125 165V164H124ZM128 165V164H127ZM127 165H125V166H127ZM153 165H155V167L153 166ZM157 165V166H156ZM159 165V166H158ZM202 165H203V167L204 168H202ZM71 166H74L73 164L71 165ZM86 166V167H85ZM116 166H117V164H116ZM44 167V168H45ZM47 167H49V166H47ZM120 167V166H119ZM118 167V168H119ZM132 167V166H131ZM142 167L141 168H139L141 171H142ZM157 167V170H154V168H156ZM167 167V166H166ZM215 169H214V168ZM43 168V166L41 167V168H39V170L40 169H42ZM74 168H76L77 170V172H78V169L79 168H77L76 166H74ZM80 168V169H81ZM91 168V167H90ZM126 168H128V166L126 167ZM129 168H130V165H129ZM128 168V169H129ZM168 168V167H167ZM167 168H165V169H167ZM261 168L263 169L264 168V166L262 167L261 166ZM49 169V168H48ZM47 168H45V169H42L44 172V174H46L47 172V170H48ZM80 169H79V171H80ZM128 169H127V171H128ZM164 169V170H165ZM205 169V171L207 170V169H210L209 171H210V173H211V175H213V174H215V176L213 175L211 178H210V180H209V182L211 181L212 182V184L211 183H209V184H211V185H215V186H212V188H216L215 190H218V188H219V186H221V187H223L222 189H221V187H220V189L223 191V194H222V192H221V190H220V192L219 191H215V190H211V192H213L214 193V191L216 192V193H214V195L212 194V193H209V188H208V190H207V188H206V185L208 184V180H206L207 181V183L205 182L204 183V170ZM262 169H261V172H263L264 171V169H263V171H262ZM126 170V169H125ZM130 170V169H129ZM139 170V171H140ZM153 170V171H152ZM163 170V169H162ZM82 171V170H81ZM89 171V170H88ZM93 171V172H94ZM212 171V172H211ZM40 173L42 172L41 170L39 171ZM143 172V171H142ZM150 172V173H149ZM157 172H159V171H157ZM39 173V175L40 176H42L41 174ZM264 173V172H263ZM43 174V175H44ZM127 175H128V173H126ZM141 174V173H140ZM217 174V175H216ZM143 175V174H142ZM145 175H144V178H143V181L146 179V177H145ZM154 175V174H153ZM153 175H151V177H153ZM129 176V175H128ZM87 177H89V176H87ZM142 177L143 176H141V178L140 179H142ZM150 177V178H151ZM125 178H129V177H125ZM217 178V179H216ZM139 179V180H140ZM77 180V182L80 180L79 179V176H78V178L77 179H75V181ZM74 181V182H75ZM146 181H148V183H150L149 182V179L147 180L146 179ZM221 182V185H217V184H220V182ZM77 182H75L74 184H78ZM85 182H88L87 180L85 181ZM140 182V181H139ZM138 182V183H139ZM151 182H152V180H151ZM224 182V181H223ZM79 183H80V181H79ZM140 183H142L141 185H142V187L144 186L143 184L145 183H143V182H140ZM140 183H139V185H138V187L140 186ZM147 183V184H148ZM136 184V183H135ZM146 184V183H145ZM208 184V185H209ZM207 185V186H208ZM211 185L210 186H208V187H211ZM136 186V185H135ZM135 188H137V186L135 187ZM138 189V188H137ZM163 189H164V187H163ZM166 189H167V187H166ZM187 189V188H186ZM185 189V190H186ZM192 189L194 190L193 192H192ZM225 189H227L226 191H225ZM158 190V189H157ZM162 189H160L159 191H161ZM168 190V189H167ZM184 190V196H185V194H187V190L185 191ZM156 191V190H155ZM163 191V190H162ZM157 192V193H159V194H157L158 196L160 195L161 196V193L163 194L164 192ZM218 192L220 193V194H222L223 195V197H222V195H221V197H220V199L218 198L219 197V194H218ZM231 193V194H230ZM155 194V195H156ZM216 194H218V195H216ZM157 196V200H156V198H154L155 200L154 201H156L157 203L159 202V204H158V208H159V205H160V209H161V212H163V207H162V205L161 204H166L167 202H168V199L166 200V199H164V198H167L168 196H167V194H166V196L163 198V196H161L162 197V199H164L163 201H167V202H162L161 203V201H159V199L161 200V198H159ZM193 196V195H192ZM263 196H264V194H263ZM169 198V197H168ZM216 198L219 200L218 202H217V200H216ZM264 198V197H263ZM44 199V198H43ZM233 199H234V201H233ZM220 200L222 201L221 203H220ZM262 200H264V199H262ZM43 201V200H42ZM153 201V202H154ZM161 203V204H160ZM186 203V202H185ZM214 203H217V204H221V206H219L220 207V209L218 208L217 210H216V213L215 212H213V209H214V207L212 206V205H215ZM260 203H262V202H260ZM264 203V202H263ZM262 203V204H263ZM163 204V205H164ZM168 204V203H167ZM189 204V205H190ZM154 206L156 205V207H157V204H153ZM192 205H190L191 207H192ZM203 206H204V210H203ZM210 206V208H208ZM264 206V205H263ZM165 207V206H164ZM193 208H194V206H193ZM211 208H213V209H211ZM194 210H195V208H194ZM208 211V214H209V216H210V218L212 217V220L211 219H209L208 217V214H206V212ZM160 211V210H159ZM161 212H159L160 214H161ZM45 213H47V212H45ZM216 215H215V214ZM48 214L49 213H47V214H45V215H47L48 216ZM44 214L43 215H41L42 216V220L44 221L46 218V216H45ZM207 215V216H206ZM45 216V217H44ZM49 216L51 217V215L49 214ZM50 217H47V218H49L50 219ZM45 218V219H44ZM49 219H47V220H49ZM41 222V224H43L44 222ZM46 222V221H45ZM44 225V224H43ZM43 225H41V226H43ZM41 228H43V227H41ZM206 228H207V230H206ZM235 228V229H234ZM209 229V230H208ZM199 230V231H200ZM210 231L212 232V233H210ZM234 232H237V233H234ZM227 234H224V235H226L227 236ZM252 235V233L250 232V234H249V239H248V241H250V243H248V245L249 246H251V248H249L250 249V251L249 252H251V251H254L255 250V246L257 247L258 246V244L256 243V239L257 238H255V241H254V239H253V237H257V234H255L256 236H251ZM227 236V237H228ZM226 239V238H225ZM253 239V240H252ZM254 241V242H253ZM201 242H202V240H201ZM234 242V243H233ZM257 244V245H256ZM263 245H264V238H263ZM263 249H264V246H263ZM247 253H248V251H247ZM250 254V253H249ZM251 254H253L252 252H251ZM250 254V255H251ZM248 256V255H247ZM252 257V256H251ZM249 258V257H248Z\"/></svg>", "mask_w": 264, "mask_h": 264}, {"label": "crops", "instance_id": "3", "mask_svg": "<svg viewBox=\"0 0 264 264\" xmlns=\"http://www.w3.org/2000/svg\"><path fill=\"white\" fill-rule=\"evenodd\" d=\"M115 4V3H114ZM113 4V5H114ZM104 5V4H103ZM112 5V6H113ZM117 5V4H116ZM115 5V6H116ZM121 5H123L122 3L120 4L119 3V9L120 8H124L123 6L121 7ZM101 6H102V4H101ZM105 6V5H104ZM103 6V7H104ZM100 7V6H99ZM107 7H109V8H111L112 9V12L114 11V12H117V11H121V9L120 10H117L116 11V9H118L117 7H110V5L108 6L107 5ZM106 8V7H105ZM103 9V8H102ZM114 9V10H113ZM125 9V8H124ZM105 10H107V9H105ZM100 11H101V9H100ZM107 11H109V10H107ZM111 11V10H110ZM122 11H124V10H122ZM121 11V12H122ZM102 12H104V11H102ZM126 12V11H125ZM105 13H107L106 11H105ZM118 13V12H117ZM123 13V12H122ZM121 13V14H122ZM111 14V13H110ZM115 14L114 13H112V16H110V18L113 20L114 19V17L116 16H114ZM114 16V17H113ZM121 16V15H120ZM117 17H118V14H117V16H116V18L114 19L115 21H116V19H117ZM121 17H123V15L121 16ZM120 18V17H119ZM121 19H123V18H121ZM112 20H110V21H112ZM114 20H113V22H114ZM124 21H126L125 19H123ZM110 21H109V23H110ZM121 21V27H122V30H116V29H118V27L116 26L117 24H118V22L116 23L115 22V26H116V29H114V27H112L113 28V34H112V31L110 32V34H112V37H110L111 35H109V37H108V35H107V37L108 38H110V43H109V41L108 42H104L103 43V41H105L104 39H106V38H102V44H104L105 45V47H106V51H107V54L109 55V59L110 60H112L113 62L115 61V60H117V61H121V58H124L123 56H125V55H127L128 54V41L126 40V39H129L128 37L126 38V36H125V33H126V30L125 29H123V27H125V25L124 24H127V21L126 22H124V23H122V20H120ZM107 23H108V21H107ZM108 23V24H109ZM110 24H112V23H110ZM109 24V25H110ZM122 24H123V26H122ZM119 26V25H118ZM128 26V24L126 25V27ZM98 27V26H97ZM125 27V28H126ZM99 28H101V27H99ZM120 28V27H119ZM110 29H111V26H110ZM128 29V28H127ZM123 30H125V31H123ZM102 35V37L104 36V34H101ZM127 35V34H126ZM105 37V36H104ZM138 37V36H137ZM107 38V39H108ZM107 41V40H106ZM118 54V56H120L121 58L119 59V57H117L116 56V54H114L115 52ZM122 60H124V59H122ZM116 64H115V62H114V65L113 66H115ZM120 67L122 68L123 67V65H121L120 64Z\"/></svg>", "mask_w": 264, "mask_h": 264}]
</instances>
